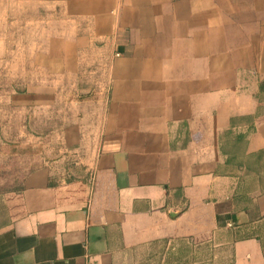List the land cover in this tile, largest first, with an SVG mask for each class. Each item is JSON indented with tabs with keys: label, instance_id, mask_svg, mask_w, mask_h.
<instances>
[{
	"label": "crops",
	"instance_id": "obj_1",
	"mask_svg": "<svg viewBox=\"0 0 264 264\" xmlns=\"http://www.w3.org/2000/svg\"><path fill=\"white\" fill-rule=\"evenodd\" d=\"M0 6L39 37L33 112L69 119L9 202L0 264H264V0Z\"/></svg>",
	"mask_w": 264,
	"mask_h": 264
},
{
	"label": "rangeland",
	"instance_id": "obj_2",
	"mask_svg": "<svg viewBox=\"0 0 264 264\" xmlns=\"http://www.w3.org/2000/svg\"><path fill=\"white\" fill-rule=\"evenodd\" d=\"M7 12L5 15V6H0V222L8 216L9 202L20 193L25 174L60 158L65 148L62 131L69 122L64 112H33L36 91L27 48L38 45L39 37L24 28L29 21H20L29 19V11L27 17ZM37 56L41 54L33 53L34 60ZM166 247L162 243L151 246V251H156L153 256L170 251ZM203 251L213 253V247H203ZM210 263L227 264L225 260Z\"/></svg>",
	"mask_w": 264,
	"mask_h": 264
}]
</instances>
